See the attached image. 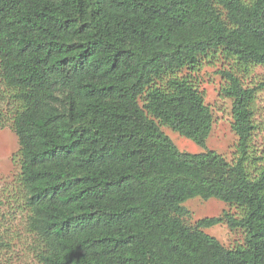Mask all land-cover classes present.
I'll return each mask as SVG.
<instances>
[{
  "label": "trees",
  "instance_id": "16d2710c",
  "mask_svg": "<svg viewBox=\"0 0 264 264\" xmlns=\"http://www.w3.org/2000/svg\"><path fill=\"white\" fill-rule=\"evenodd\" d=\"M227 58L233 161L201 146L205 61ZM264 0H0V80L20 108L21 183L40 264H264V163L254 155ZM224 212L187 224L184 203ZM243 229L225 246L204 228Z\"/></svg>",
  "mask_w": 264,
  "mask_h": 264
},
{
  "label": "rangeland",
  "instance_id": "374dc122",
  "mask_svg": "<svg viewBox=\"0 0 264 264\" xmlns=\"http://www.w3.org/2000/svg\"><path fill=\"white\" fill-rule=\"evenodd\" d=\"M235 69L236 64L223 57L204 62L198 74L199 87L213 111L214 125L205 147L168 126H162L180 150L199 153L208 148L224 155L229 161L234 160L237 136L232 128L233 100L222 94V87L227 83L223 72ZM247 75L246 85L256 89V129L252 147L255 156L263 157L259 162L264 163V66L253 67ZM20 106L13 92L0 80V264H40L38 253L42 249L38 238L29 230L30 212L20 180V146L13 129L14 116ZM184 206L189 211L184 220L190 225L224 212L239 213L235 206L216 198L205 200L194 197L188 199ZM203 230L230 248L245 242L243 229H231L225 223Z\"/></svg>",
  "mask_w": 264,
  "mask_h": 264
}]
</instances>
